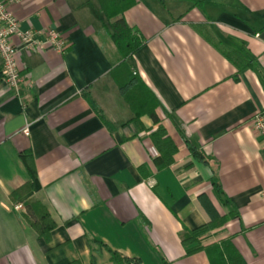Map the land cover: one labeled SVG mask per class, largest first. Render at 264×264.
I'll return each instance as SVG.
<instances>
[{"label":"crops","instance_id":"0c3cea01","mask_svg":"<svg viewBox=\"0 0 264 264\" xmlns=\"http://www.w3.org/2000/svg\"><path fill=\"white\" fill-rule=\"evenodd\" d=\"M106 5H11L24 29L57 28L68 48L21 49L18 91L0 78V264H116L112 251L139 264H212L206 248L222 240L244 264H264V138L252 123L264 112V0ZM116 12L145 40L132 75L112 38ZM133 75L132 102L156 101L177 146L166 167L159 124L136 119L120 87ZM44 213L55 223L46 235L33 225ZM210 221L203 249L189 253L183 234Z\"/></svg>","mask_w":264,"mask_h":264},{"label":"trees","instance_id":"16d2710c","mask_svg":"<svg viewBox=\"0 0 264 264\" xmlns=\"http://www.w3.org/2000/svg\"><path fill=\"white\" fill-rule=\"evenodd\" d=\"M103 8L106 12H108V5H106V0H101ZM113 1V0H111ZM116 2H121V0H114ZM120 12H116L112 15L114 18L112 22V38L122 55V61L120 63L121 68L132 75V65L129 62V58L134 55L139 49L143 47L145 44V40H143L127 23L123 16H119ZM1 71V67H0ZM116 74V72H115ZM138 82L140 85L141 80L136 77L132 76L131 79L128 81H119L120 87L122 90L127 89V97L129 101H131L132 107L136 112V119H139L141 115L146 114L154 121L155 124H159L158 129L152 134V139L158 149L161 152L160 156V167H166L173 162V156L177 152V146L175 145L174 141L168 135L166 128L161 123V119L158 116L156 109H157V102L154 100L144 101V102H137V106L134 105L132 102L131 95L134 93V90H137L140 86H137ZM136 84V87L134 86ZM133 88V89H132ZM139 97V95H138ZM140 108V109H138ZM194 150V148H192ZM195 151V150H194ZM196 153V152H195ZM23 159L26 162V165L31 172V181H29V185L32 184V181L35 177V169L33 165L32 156L27 154H22ZM212 183L215 187L217 194L222 195L223 190L219 179L216 176H213ZM30 210L34 215H36V221L39 217L37 210H40L38 206H34L32 204L29 205ZM43 221L42 222H33L35 228L39 231V233L46 235L48 231L55 225L54 221L48 218V213L41 214ZM48 216V217H47ZM48 219H47V218ZM216 227V222L210 221L205 225L197 227L192 230H186L183 234V244L185 246H191L189 248V253H193L203 249V246L200 243V238L213 230ZM95 242L99 240H93ZM206 251L210 257L212 264H244L243 258L235 247L231 240H222L220 243L213 244L206 248ZM111 258L113 262L116 264H139L136 260L127 258L122 256L121 254L112 251Z\"/></svg>","mask_w":264,"mask_h":264},{"label":"built area","instance_id":"2783aa9c","mask_svg":"<svg viewBox=\"0 0 264 264\" xmlns=\"http://www.w3.org/2000/svg\"><path fill=\"white\" fill-rule=\"evenodd\" d=\"M23 0H0V78L17 91L23 83V76L18 63V55L21 49L29 51H43L52 49L58 53H65L68 48L66 36L57 28H48L44 31L24 29L20 20L11 9L12 4H18ZM18 38L19 44L13 39ZM254 128L264 138V112L253 117ZM23 132L30 134L29 126H25ZM23 205L18 204L16 208Z\"/></svg>","mask_w":264,"mask_h":264}]
</instances>
